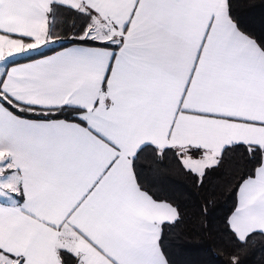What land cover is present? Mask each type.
<instances>
[{"label": "snow or ice", "instance_id": "snow-or-ice-1", "mask_svg": "<svg viewBox=\"0 0 264 264\" xmlns=\"http://www.w3.org/2000/svg\"><path fill=\"white\" fill-rule=\"evenodd\" d=\"M264 0H0V264H264ZM180 177L195 215L158 181ZM191 219V235L181 231Z\"/></svg>", "mask_w": 264, "mask_h": 264}, {"label": "trees", "instance_id": "trees-1", "mask_svg": "<svg viewBox=\"0 0 264 264\" xmlns=\"http://www.w3.org/2000/svg\"><path fill=\"white\" fill-rule=\"evenodd\" d=\"M259 3V0H255ZM241 18L244 20L246 28L253 32L258 38L264 37V24L261 22L262 13L259 8L253 10L251 8L238 9ZM159 194L165 197H175L184 204L188 211L189 218L195 215V201L189 198L188 193L191 191L190 185L180 177H166L158 181ZM230 193H225L224 198L218 202V210L210 216V235L201 234L198 240L192 242L182 241L179 238V233L173 234L170 237L171 250L178 264H214L212 253L209 251L216 244V230L220 226L221 218L225 211L230 207L228 196ZM192 221L189 219L186 226L181 230L191 235Z\"/></svg>", "mask_w": 264, "mask_h": 264}]
</instances>
